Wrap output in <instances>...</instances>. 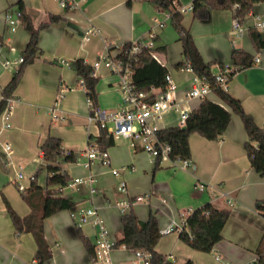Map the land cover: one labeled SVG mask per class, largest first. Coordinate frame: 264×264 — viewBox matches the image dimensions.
Returning a JSON list of instances; mask_svg holds the SVG:
<instances>
[{
    "label": "crops",
    "instance_id": "obj_1",
    "mask_svg": "<svg viewBox=\"0 0 264 264\" xmlns=\"http://www.w3.org/2000/svg\"><path fill=\"white\" fill-rule=\"evenodd\" d=\"M19 1L24 3L36 27L48 21L50 15H59L61 20L41 31L40 53L32 63L24 66L22 78L12 93L14 106L11 127L0 131V264H27L34 261L36 241L29 232H16L4 198L21 216L30 213L31 208L22 197L18 184L23 183L29 187L33 181L31 176L35 175V181L46 187L48 172L42 143L50 136L60 138L65 149L75 151L77 159L84 161L86 157L83 150L91 143L89 136L96 138L100 134L101 129L88 121L90 108L86 102V90L73 68L76 59L83 58L93 65L108 48L111 55H117L122 45L143 38L151 29L154 17L164 13L161 19H164L165 26L157 29L156 38L160 63L168 68V72L180 84L176 98L184 107L192 111L202 100L185 97V91L193 84L194 73L177 67V63L184 59L182 43L178 40V33L166 24L170 18L169 11L159 9L152 0H132L131 5L128 0H78L79 6L74 9L63 8L54 0H0L3 54L15 59L23 55L30 39L29 32L21 24L12 31L5 21L6 11L16 10ZM251 12L264 16V0L255 3ZM189 14L188 18L184 16V25L190 28L204 60L216 62L212 66L214 72L218 63L231 62L235 48L259 58L253 66L237 71L227 89L242 101L244 109L253 115L256 123L264 126V48L256 50L253 44L249 33L253 29L250 15L244 20L249 28L242 37H237L232 30L235 14L233 6L209 8L206 18L194 16L193 11ZM90 26L99 31L84 42L83 35ZM260 33L264 39V31ZM61 59H65L66 63ZM22 64L18 67H5L0 61V100L4 87ZM101 67L107 68L103 63L95 71L101 81L97 86L98 92L100 96L104 92L115 94L117 101L102 99L98 107L117 110L121 103L118 75L107 68L110 73L105 69L107 74L103 76L97 72ZM62 89L68 90L59 99ZM159 91L156 88L154 94ZM207 98L229 108L214 92ZM54 106L57 108L52 111ZM161 124L162 128L176 125V115L167 113ZM247 139L241 117L232 113V119L219 139L209 140L198 133L190 136V168L175 170L168 181L150 185L147 191L139 194L136 190H128L129 195L123 194L118 189L119 182L117 184L115 180L106 184L103 175L105 167L109 169L110 166L94 164L87 169L79 162L59 160L57 164L71 178L86 176L90 170L94 172L97 179L95 186L99 192L92 196L87 187H81L63 194L74 201L76 207L62 210L44 220L45 236L53 251L52 258L45 264H93L79 230L95 243V228L90 224L81 229L77 227L72 215L74 210L79 207H97L112 237L117 239L121 234L122 215L115 205L116 201L147 193H152L151 200L134 204L133 211L141 221H145L151 209L158 210L160 228L172 220L179 222L182 213L186 212L188 216L191 211L208 202L231 211L222 231V239L210 252L191 247L180 238L179 233L162 235L156 251L174 263L192 260L195 264H224L216 259L217 254L233 264L254 261L264 232V215L256 208V202L264 199V176L251 166L245 148ZM117 140L119 137L115 138V144L107 150L112 167L134 168L132 171H123L118 178L119 181L124 179L127 185L137 177H144L152 165L153 175L155 170L164 165L172 166L169 162L159 161L156 165L157 161L139 145L133 146L126 138L127 141L121 143ZM5 142H10L13 147L10 159L3 149ZM11 159L13 165L10 164ZM25 166L30 169L28 174L23 170ZM19 171L25 175L21 180L17 177ZM178 178H184L187 187ZM198 182L205 185L204 191L195 187ZM193 186L196 192L192 191ZM53 189L58 187L54 186ZM113 257L115 264L139 262L133 252L124 247H118Z\"/></svg>",
    "mask_w": 264,
    "mask_h": 264
},
{
    "label": "trees",
    "instance_id": "obj_2",
    "mask_svg": "<svg viewBox=\"0 0 264 264\" xmlns=\"http://www.w3.org/2000/svg\"><path fill=\"white\" fill-rule=\"evenodd\" d=\"M263 0H193L194 16L206 18L209 8H232L236 3L239 7L235 10L240 18H245L252 11L254 4ZM152 2L162 9L170 12L171 22L175 27L183 47L184 59L177 63L181 68L189 64L194 72L201 78L209 81L212 85L213 92L225 105L213 101L209 98H203L200 104L194 108L186 120L184 126L172 125L158 130L159 140L165 142L171 147L173 156L181 155L183 158H191L192 151L190 147V136L198 133L201 136L216 140L225 133L231 119L232 113L239 115L243 121L248 139L245 148L251 162V166L261 176H264V126H259L253 115L246 112L242 101L232 95L228 89H224L215 82L214 71L212 66L216 62H206L195 44L190 28L183 24L184 15L176 9L179 0H152ZM132 0H128L131 5ZM17 10L21 12V25L29 32L30 39L26 49L23 52L24 62L17 70L13 78L3 89V96H12L13 91L18 86L25 65L32 63L37 54L40 53L39 41L40 33L43 29L50 27L54 22L61 20L59 15H50L49 20L35 26L31 16L27 13L26 7L22 1L17 4ZM256 50L264 48V39L260 31L250 29L249 31ZM0 42L3 37L0 35ZM130 43L122 45L117 58H124V51L130 46ZM156 50V48H155ZM135 63V72L133 81L138 90L149 92L151 87L157 88L162 92L167 87L166 75L168 68L157 61L149 49H144L137 55ZM230 64L234 67L231 78L240 69L251 67L255 64V56L251 53L235 48L232 52ZM223 65V63H218ZM80 80H83L87 96L93 100L94 108L99 105V92L97 89L100 77L94 74V66L85 62L83 58H78L73 62ZM155 97L151 94L150 99ZM7 101L4 98L0 100V116L6 107ZM91 144L99 150H106L115 144V137L108 135L101 129L98 137L89 136ZM43 158L46 161L48 172L46 187L39 185L35 180L29 187L21 191L24 200L29 204L31 211L25 216H21L11 206L9 201L4 198L7 211L12 219L17 233L29 232L36 241V251L34 261L27 264H45L53 256V251L45 236L44 220L62 210L74 209L76 203L64 195L60 194L54 186H64L71 180V176L63 171L57 164L59 160L63 162H77V156L74 153L65 154V148L60 138L50 136L41 145ZM159 162H156L158 165ZM53 187V188H52ZM256 208L264 215V199L256 202ZM230 209L219 208L208 202L201 207L191 211L185 220V229L179 233L180 238L191 247L210 252L215 244L222 239L223 228L230 216ZM81 229V228H80ZM160 223L158 210L151 209L147 220L141 221L135 212L121 216V234L116 239V246H125L127 249L134 251L141 249L151 254L152 264H176L167 256L156 251L162 235L160 234ZM80 237L90 256L95 254L94 243L81 230ZM256 259L254 264H264V232L261 242L256 250ZM181 264H195L192 260H187Z\"/></svg>",
    "mask_w": 264,
    "mask_h": 264
},
{
    "label": "built area",
    "instance_id": "obj_3",
    "mask_svg": "<svg viewBox=\"0 0 264 264\" xmlns=\"http://www.w3.org/2000/svg\"><path fill=\"white\" fill-rule=\"evenodd\" d=\"M61 7L66 9H74L79 6L78 0H54ZM239 7L236 3L233 5L234 11ZM161 9V8H159ZM176 9L181 13L187 11H193V2L187 5H181L180 1L176 5ZM21 12L19 10L11 11L8 9L5 13L6 24L15 31L20 20ZM169 15L171 16L170 12ZM251 17V27L257 29L260 32L264 31V16L261 14H253L251 11L247 16ZM246 16V17H247ZM245 18H240L236 12L232 21V30L237 37H242L247 31L249 26L244 22ZM165 26V21L161 20L158 16L153 19V25L151 29L146 33L143 38L134 40L130 43V46L124 51V58H117L116 55L109 53V48L102 54L99 60H97L93 66L94 70L101 64L105 66L114 74L118 75V89L121 94V103L117 110L107 111L99 107L94 108L93 100L87 96L86 102L90 108L88 115V121L90 124H95L99 129H103L108 135H112L115 138L123 137L128 139L133 146L139 145L143 150L147 151L154 161L169 162L173 167L179 166L182 168H190L192 166L191 158H183L181 155L173 156L171 154L170 145L159 140L157 136L158 130L162 129V121L167 113H174L176 115L177 125L184 126L186 120L190 115V109L184 107L180 101L176 98V91L180 88V84L174 79V77L168 72L166 75L167 87L162 92L154 94L156 88L151 87L149 92L138 90L133 81V75L135 72V63L137 62V55L144 49H149L151 55L157 60L161 61L156 48V38L158 30ZM98 29L90 26L86 29L82 40L84 42L90 40V36ZM3 43L0 42V61H2L5 67H18L19 64L24 62L23 55L19 58L5 57L3 54ZM122 47V46H121ZM118 48V53L120 48ZM117 53V54H118ZM63 63H66L65 59H61ZM255 61H259V58H255ZM182 70L192 71L194 73L193 84L189 89L185 91V97L188 99L206 98L213 92L212 85L205 78L198 76L192 67L187 64L181 67ZM234 67L230 63H223V65H217V70L214 73L215 82L223 87L228 88V84L231 81V73ZM94 71V74H95ZM84 86L83 80H80ZM71 89V88H70ZM68 89H62L59 95V99L64 96ZM151 94L155 97L150 99ZM6 99L7 104L0 116L1 130H6L11 127V115L13 111L14 98L2 97ZM58 99V102H59ZM58 103L55 105L57 106ZM52 108V111L57 107ZM4 151L7 153V157L11 158L13 153V147L10 142H5L3 145ZM75 153L71 149H65V154ZM79 154V153H77ZM83 155L86 157L84 161L77 159V162L82 163L87 169H90L94 164H102L111 167L110 156L108 150H99L93 144H89L84 150ZM10 164L13 165L12 159ZM132 171L134 168L123 167L110 169L111 173L117 177H120L123 171ZM18 179L25 177L23 171L17 173ZM31 180H35V175L31 176ZM97 179L94 172H90L86 176H76L64 186L58 187L60 194H64L68 191L79 190L81 187H87L91 195L98 194V188L95 186ZM195 187L199 191L205 190V185L202 182L196 183ZM19 190L23 191L26 186L23 183L18 184ZM118 189L123 194L129 195L128 185L124 179H121L118 184ZM152 193L143 195H136L133 198L124 197L121 200L116 201L115 205L118 208L121 215L129 213L133 210L134 204L139 202H149L152 197ZM229 203L230 200H228ZM182 213L181 220H172L165 226L160 228L161 235H167L170 233H181L185 229V220L187 215ZM73 219L77 227L82 228L84 225L90 224L95 228V254L91 257L93 264H115L113 252L118 248L116 246V239L112 237L110 230L101 215L99 209L95 206L79 207L73 211ZM126 248L124 245L120 246ZM138 264H152L151 254L144 252L141 249L132 251ZM216 259L221 260L224 264H233L230 261H226L220 254L216 255ZM251 261L246 264H254Z\"/></svg>",
    "mask_w": 264,
    "mask_h": 264
},
{
    "label": "rangeland",
    "instance_id": "obj_4",
    "mask_svg": "<svg viewBox=\"0 0 264 264\" xmlns=\"http://www.w3.org/2000/svg\"><path fill=\"white\" fill-rule=\"evenodd\" d=\"M179 1H180L181 5H187L190 2H192V0H179ZM189 13H191V11H187V12L183 13V15L186 16L185 18L189 17V15H190ZM164 15H165L164 13H158L157 16L160 17V19H161V18H164ZM161 20H164V19H161ZM185 22H186V20H185ZM166 24H168L169 26H172L175 33L177 32L175 27L173 26V24L171 22V18L168 17V19L166 20ZM183 24H185L184 19H183ZM99 66H101V65H99ZM105 69H107V68L101 67L100 70H97V72L101 73L103 76H105L107 74L105 72L106 71ZM107 71H108V73H110V71L108 69H107ZM100 83H101V81L99 82V84ZM103 86H104V84H103ZM100 97H101V99H100ZM102 99H104L106 101L116 102L117 101V95H115V94L112 95L111 93H105L104 92L101 96L99 94V101H101ZM105 108L107 111H115V109H116V108L110 109L107 107H105ZM102 109H104V108H102ZM125 141H127V140H125V138H121V137H119V140H117L118 143L125 142ZM105 168H106V171H105V174L103 175V177L105 179V183L109 184L110 182H113L115 180L118 184V182H119L118 178H120V177L114 176L111 173L110 169L112 168V166L108 167L109 169H107V167H105ZM115 168H118V167H115ZM184 169H188V168H182L179 166L173 167V166H167V165L165 166L164 165L163 167H160L157 170H155L154 175H153L154 165H152V168L149 171H146V175L144 177H137L132 182L129 181L128 190H131L132 192L134 190H136L138 194H139V192L144 193L145 191L148 190L150 185H153L155 183L168 181L169 177L171 176V173L175 172V170L182 171ZM23 170L26 174H28L30 169L25 166V167H23ZM152 177H154L153 181H152ZM40 180H42V179L40 178ZM178 180L181 184H183L185 187H187L184 184V180H185L184 178H178ZM183 189H184V187H183ZM192 191L196 192L194 189V186L192 187ZM135 210H136V208H135Z\"/></svg>",
    "mask_w": 264,
    "mask_h": 264
}]
</instances>
